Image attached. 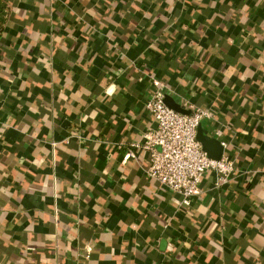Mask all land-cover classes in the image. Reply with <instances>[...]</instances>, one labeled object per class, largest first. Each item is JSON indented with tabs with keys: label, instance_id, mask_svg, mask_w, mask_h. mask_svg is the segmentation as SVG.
Listing matches in <instances>:
<instances>
[{
	"label": "crops",
	"instance_id": "1",
	"mask_svg": "<svg viewBox=\"0 0 264 264\" xmlns=\"http://www.w3.org/2000/svg\"><path fill=\"white\" fill-rule=\"evenodd\" d=\"M0 8V264H264V0ZM153 72L236 166L189 208L132 147Z\"/></svg>",
	"mask_w": 264,
	"mask_h": 264
},
{
	"label": "built area",
	"instance_id": "2",
	"mask_svg": "<svg viewBox=\"0 0 264 264\" xmlns=\"http://www.w3.org/2000/svg\"><path fill=\"white\" fill-rule=\"evenodd\" d=\"M151 98L146 108L151 112L155 127L143 135V140L132 144L148 154L150 161L147 174L162 187L179 193L181 205L191 207L200 193V186L206 174H217L216 185L226 184L236 172V166L228 156L212 158L198 140V128L205 119L213 117V110L189 103V113L169 107L166 103L167 83L153 72ZM221 134L220 131H218ZM128 156L135 157L133 151Z\"/></svg>",
	"mask_w": 264,
	"mask_h": 264
},
{
	"label": "water",
	"instance_id": "3",
	"mask_svg": "<svg viewBox=\"0 0 264 264\" xmlns=\"http://www.w3.org/2000/svg\"><path fill=\"white\" fill-rule=\"evenodd\" d=\"M166 103L169 107L183 112V113H189L190 111L183 109L180 105H178L176 102L169 100L166 98ZM198 140L202 143L203 149L208 153V155L215 159H220L223 155V145L220 140L214 137H210L206 135L203 132L202 126L198 128V134H197Z\"/></svg>",
	"mask_w": 264,
	"mask_h": 264
},
{
	"label": "trees",
	"instance_id": "4",
	"mask_svg": "<svg viewBox=\"0 0 264 264\" xmlns=\"http://www.w3.org/2000/svg\"><path fill=\"white\" fill-rule=\"evenodd\" d=\"M2 10H1V8H0V34H1V30H2V20H1V15H2ZM208 59H209V54L208 53H206V55H205V61H208ZM28 248H29V251H35V247H34V243L33 242H30L27 246H26V250L28 251Z\"/></svg>",
	"mask_w": 264,
	"mask_h": 264
}]
</instances>
